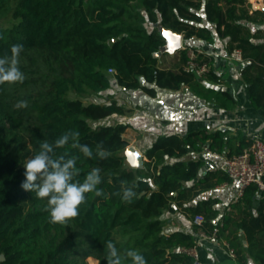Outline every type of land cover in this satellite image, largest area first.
Listing matches in <instances>:
<instances>
[{"label": "trees", "instance_id": "1", "mask_svg": "<svg viewBox=\"0 0 264 264\" xmlns=\"http://www.w3.org/2000/svg\"><path fill=\"white\" fill-rule=\"evenodd\" d=\"M205 20L214 30L203 25ZM263 21L264 11L251 13L247 0H0V56L10 55L13 45L22 44L19 67L25 75L23 83L0 84V257H5L0 264H87L89 256L107 264V241L116 246L122 264H132L125 256L127 250L138 251L147 264H195V257L181 249L197 245L200 230L211 233L215 228L237 258L245 260L248 253L264 264V190L255 213V196L261 191L255 184L246 189L232 205L238 217L215 207L217 198L188 205L230 177L223 169L200 175L203 160L183 159L189 151L205 147L226 156L240 154L253 137L241 129L234 135L217 130L159 136L145 151L144 167L135 168L124 155L130 145L125 133L131 126L122 122L92 125L130 109L114 98L85 103L79 97L89 92L99 95L114 82L151 96L157 91L149 85L172 90L187 85L220 107L234 108L236 101L228 91L202 82L220 80L211 55L198 54L188 44L177 51L179 59L173 67L160 65L157 53L165 38L158 24L186 40L213 43L214 31L219 38H229L228 52L241 50L246 62L241 74L250 101L264 115V43H254L253 38L262 35L248 27L249 22ZM190 51L209 65L203 77L185 69ZM70 92L78 97L70 98ZM19 101H27V107L17 108ZM69 130L80 133L78 143L88 145L93 158L85 157L71 140L56 154L77 157L81 182L99 168L102 183L98 188L103 195L87 194L77 218L54 224L47 198L21 189L23 164L39 150V142H53ZM98 144L110 152L107 159L96 155ZM122 181L135 185L131 203L122 200V193L116 195ZM177 211L201 214L204 222L194 225V233H166L164 215Z\"/></svg>", "mask_w": 264, "mask_h": 264}, {"label": "crops", "instance_id": "2", "mask_svg": "<svg viewBox=\"0 0 264 264\" xmlns=\"http://www.w3.org/2000/svg\"><path fill=\"white\" fill-rule=\"evenodd\" d=\"M247 1L250 4L251 13L257 9L264 11L263 6L253 5L251 0ZM200 13L204 16V9ZM203 25H207L214 30V26L206 20ZM248 27L253 33L260 31L262 35L261 38H253L254 43H264V21L259 23L249 22ZM214 35L215 41L213 43L198 38L186 40L182 35V46L185 47L189 44L197 48L200 52H205L213 57V70L220 76V80L202 79V82L210 88L228 91L236 101L234 108L229 110L220 107L217 102L208 101L187 85H182L178 90L149 85L150 87L156 88L157 95L151 96L145 92L144 94L146 95L144 96L147 98V104L141 100L143 96L142 92L144 91H128L126 95L131 97V103H126L120 99L118 103L123 105L125 109L130 110L126 111L124 115H114L112 117H118L119 122H123L121 119L123 117L129 119L127 124L132 126L134 130L129 127L126 130L125 136L128 137L126 138L130 145L135 146L141 153L145 154V151L151 147L159 136L175 134L184 137L190 133L199 131L213 132L222 130L228 132L229 135H234L238 129H241L248 136L264 140V115L261 110L255 108L251 103L247 83L241 74V70L246 62L236 61L229 57L230 53L227 50L229 38H219L215 31ZM164 54L160 55V57L165 56ZM168 54V58L171 57L170 62L175 63L178 61V52ZM165 67L170 66L165 65ZM114 84L118 85L116 82ZM118 87L121 88L120 86ZM121 89L125 90L123 88ZM105 92H107L106 94H114L111 89ZM105 92L100 93V95ZM108 96L107 100L99 101V103H107L109 99H112ZM116 97L114 99L118 101ZM129 112L133 114L128 115L127 113ZM132 130L142 131V140L137 142L136 137H131L130 134H133ZM211 152L207 147L202 151L191 150L183 159L203 160L204 164L200 171V175H203L211 170L222 169L223 157L226 153H219V156H214ZM222 184L212 190L203 192L192 202L188 203V205H196L198 201L210 197L217 198L219 202L215 207L221 210V212L232 211L238 217L239 213L237 208L232 206L234 203V189L231 185L224 187ZM262 190L264 189H260L261 192L255 196L253 204L255 213L261 204ZM164 218L167 220V224L164 227L166 233H172L174 231L194 233L195 224L193 222V215L181 211H177L176 213L166 212ZM242 238L244 245L247 246L248 242L244 235H242ZM196 249L198 258L195 264H250V262L251 264H259L248 253L245 260L237 258L227 246L224 238L198 240Z\"/></svg>", "mask_w": 264, "mask_h": 264}, {"label": "clouds", "instance_id": "3", "mask_svg": "<svg viewBox=\"0 0 264 264\" xmlns=\"http://www.w3.org/2000/svg\"><path fill=\"white\" fill-rule=\"evenodd\" d=\"M22 51L23 45L15 44L10 49V55L6 53L0 56V84L23 83L25 75L19 67ZM16 107H27V101H19ZM79 136L78 131L69 130L53 142L41 141L39 150L23 164L25 179L21 182V189L34 192L37 198H47L48 211L54 224H66L77 218L80 214V206L87 201V194L103 195L102 190L98 188L102 183L99 168L92 169L81 182L78 179L79 170L76 168L77 157L66 158L65 155L56 154V149L63 148L71 140L74 148H79L85 157L93 158L91 148L78 143ZM97 148L96 155L100 159H107L110 152L99 144ZM126 185L127 182L122 181L121 192L116 195L122 193V200L131 203L136 196L135 185L130 187ZM105 248L107 264H122L121 255L111 241L106 242ZM125 256L131 258L132 264H147L144 256L136 250H127Z\"/></svg>", "mask_w": 264, "mask_h": 264}, {"label": "built area", "instance_id": "4", "mask_svg": "<svg viewBox=\"0 0 264 264\" xmlns=\"http://www.w3.org/2000/svg\"><path fill=\"white\" fill-rule=\"evenodd\" d=\"M251 1L253 5L257 4L258 6L264 7V0ZM199 53L201 52L199 51ZM198 54L192 51L189 52L190 59L185 69L187 71H193L199 77H203L209 71L210 67L206 62L198 60ZM229 57L236 61H243L242 53L239 49L232 51ZM109 73H115V70L109 69ZM211 153L214 156H219V153ZM221 168L230 177V181L224 182L222 186L231 185L233 187V202H238L244 196L246 189L252 184L257 185L259 189H264V140L254 137L251 145L244 149L242 153L232 156L225 155ZM193 222L195 225L202 226L204 216L201 214L195 215ZM218 232V228H215L211 233L200 230L197 241L203 239H218ZM181 250L194 256L195 259L198 258L196 245L193 247H184Z\"/></svg>", "mask_w": 264, "mask_h": 264}, {"label": "rangeland", "instance_id": "5", "mask_svg": "<svg viewBox=\"0 0 264 264\" xmlns=\"http://www.w3.org/2000/svg\"><path fill=\"white\" fill-rule=\"evenodd\" d=\"M164 55L165 56H163V57L160 58V65H162V66L168 65L170 67H173L174 62H170L171 57L168 58L169 57V54L166 53ZM111 91H113L114 94H106L107 92H105L104 94H101V95L99 94L98 95V94H95L93 92H89V93L86 94V96L84 98L81 97V96H79V97L82 98V99H84L85 103H89L91 101H98L99 102V101L107 100V96L109 95L108 97H110V98H114V97L117 96L116 98L118 99V102L120 100H122V101H125L126 103H129V104L131 103V97H128L126 95V93H128V91H131V90H127V89L122 90L121 88L118 87V85H115L113 83L112 86H111ZM134 92H136V91H134ZM142 93H143V96L141 97V100L143 101V103L147 104L148 103L147 98H146V96H144L146 94H144L145 92H142ZM69 97L70 98H77L78 95L75 94L74 92H70ZM127 114L128 115H132L133 113H130L129 112ZM142 114H144V112H142ZM121 119L123 121L122 123L127 124L129 122V119H127L126 117H123ZM118 122H119L118 117H116V118H113L112 117V118L104 119V120H101V121H98V122H92V125L97 126V125H102V124H116ZM131 129H133L132 126H131ZM142 134H143L142 131H137L136 130V131H133V134H130V136L131 137H136L137 138L136 139L137 142H139V140H142ZM125 137H127V136H125ZM92 259L96 260V264H98V259L97 258H94L92 256H89V257L86 258V263L87 264H91V260Z\"/></svg>", "mask_w": 264, "mask_h": 264}, {"label": "water", "instance_id": "6", "mask_svg": "<svg viewBox=\"0 0 264 264\" xmlns=\"http://www.w3.org/2000/svg\"><path fill=\"white\" fill-rule=\"evenodd\" d=\"M158 29L160 33L165 38V44L161 46L160 50L158 51L157 55L160 56L163 53H170L174 54L179 49H181L182 46V34H179L177 32H174L170 29L164 28L162 25H158ZM124 155L126 157L127 163L135 168H143L146 158L144 157V154L141 153L139 150L135 148L133 145H129ZM4 255L0 257L1 260H4Z\"/></svg>", "mask_w": 264, "mask_h": 264}]
</instances>
